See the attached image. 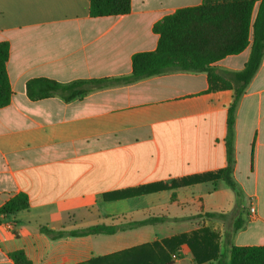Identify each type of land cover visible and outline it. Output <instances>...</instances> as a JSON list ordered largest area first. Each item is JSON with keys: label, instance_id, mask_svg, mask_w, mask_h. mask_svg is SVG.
I'll use <instances>...</instances> for the list:
<instances>
[{"label": "crops", "instance_id": "1", "mask_svg": "<svg viewBox=\"0 0 264 264\" xmlns=\"http://www.w3.org/2000/svg\"><path fill=\"white\" fill-rule=\"evenodd\" d=\"M202 2L131 0L128 14L93 17L90 0H0V41L10 43L14 92L0 108V207L20 192L30 200L28 209L0 215V264H15L17 250L33 264H81L203 226L219 232L223 264L232 244L264 245V57L236 109V189L218 178L124 195L227 165L233 91H208L205 71L157 74L70 102L31 100L26 92L33 77L131 75L132 56L157 46L154 23ZM250 53L251 45L213 66L240 71ZM215 212L224 216L210 215ZM153 217L163 219L132 225ZM238 218L242 227L232 233ZM96 224L117 229L56 239L41 230ZM172 264L218 262L197 263L183 243Z\"/></svg>", "mask_w": 264, "mask_h": 264}, {"label": "trees", "instance_id": "2", "mask_svg": "<svg viewBox=\"0 0 264 264\" xmlns=\"http://www.w3.org/2000/svg\"><path fill=\"white\" fill-rule=\"evenodd\" d=\"M131 0H90L93 17L128 14ZM158 34L154 50L137 52L132 56V74L111 78H84L61 82L49 77H33L26 83L31 100L58 96L65 102L81 99L87 94L120 84H129L153 75L173 71H205L208 74V91L230 89L233 101L228 108L227 165L216 172L190 175L159 186L143 185L128 190L124 195L142 194L158 189L189 185L208 179H223L236 189L232 171L236 162L234 153L235 114L239 100L257 72L264 57V0H203L199 5L176 9L154 23ZM251 45V53L240 71H219L213 64L228 55L238 54ZM10 43L0 41V108L11 102L13 89L8 75L7 61ZM30 207L28 194L17 193L0 207V215L14 214ZM223 217L221 213H210ZM153 217L132 225L161 221ZM238 218L232 233L242 227ZM117 226L96 224L80 230H54L42 226L41 230L52 239L66 235L82 236L96 233H114ZM229 236H227L228 238ZM220 234L209 226H203L156 240L130 249L93 258L81 264H172L175 249L187 244L197 263L206 261L223 264L219 254ZM15 264H33L24 250L11 253ZM228 264H264V245H230Z\"/></svg>", "mask_w": 264, "mask_h": 264}, {"label": "built area", "instance_id": "3", "mask_svg": "<svg viewBox=\"0 0 264 264\" xmlns=\"http://www.w3.org/2000/svg\"><path fill=\"white\" fill-rule=\"evenodd\" d=\"M255 211V208L254 207H251V212H254ZM6 227L8 228V229H13V222H8L7 224H6Z\"/></svg>", "mask_w": 264, "mask_h": 264}]
</instances>
